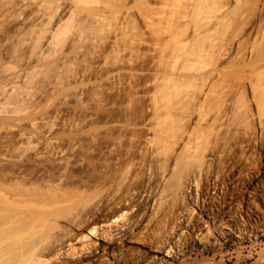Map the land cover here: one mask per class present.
<instances>
[{
    "label": "bare ground",
    "instance_id": "bare-ground-1",
    "mask_svg": "<svg viewBox=\"0 0 264 264\" xmlns=\"http://www.w3.org/2000/svg\"><path fill=\"white\" fill-rule=\"evenodd\" d=\"M106 32L108 34L112 32L113 35L112 39L110 38V45L108 46L107 44L108 49H106V51L104 49L107 55L103 52L104 58L101 56L103 61H101L102 63L98 68V75L100 78L104 76V78L110 79L109 76L105 75H108V73L110 74V72L115 69L120 71V68H123L126 63L128 64V62H133V60L135 61L139 58L142 59V57L147 56L150 52L151 60L154 61V66L152 68L154 73L153 75L150 73L149 77L152 75L154 79V91H156L157 88L161 91H157L159 94L161 93V95L158 96V93L154 92L153 96L155 95L156 97L157 95L156 98L161 96L159 99H161L163 104L159 102V99H154V97L153 100H156L154 102L155 105L159 103L163 106H161L162 111L164 109L163 113L161 112L162 114H160L159 112L161 109L158 111L156 108L157 106H154L156 111H152L158 112L161 115L163 119L162 124H164V126L158 124L162 119L156 113L160 121H158L157 117L154 119L161 127L159 128L158 125L155 124L156 127L153 125V128H155L151 129L153 131L159 128V130L156 131L157 133L154 132L155 135H152L156 137L155 144H158L159 140L157 139H161L160 137L164 138L163 142H161L162 139L159 142L162 143V149L165 151L163 153L169 152L168 150L173 144H176V140L180 139L182 134L177 135V133L181 131V124L190 122L189 120L191 118L187 119V117L189 118L195 111L198 112V116L206 107L210 106L211 108H209L210 110L206 108V113L207 111L212 112L211 110L215 107L217 116L218 109L223 107L224 100L226 99L224 98V95H226L225 89L228 90L227 87L231 88L232 85L229 86L227 84L228 79L226 80L224 76L223 78L227 81L226 85L228 86L223 87V90H218L220 87H216V85H219L216 81L219 80L220 76L222 78V75H224L223 72L227 69L223 64L226 65L227 63V65H230L232 59L233 61L236 59L237 62L234 61L236 64L232 63L235 65L229 67H234L233 69L236 70V73H238L237 75L241 73V76L239 75L241 78H238L239 76L237 77V75L235 76L237 78H234L233 75L235 73H231L233 77L230 78H232V80L235 79L236 82H240L242 79L241 83H238V85L236 83V88L238 89L240 86L241 91L238 89L240 93L237 99L234 100L237 102L234 106L241 110L240 113H243V119L246 118L244 121H247V118L252 120L251 117L253 114L250 110V108H252L250 105L253 104L252 106H254L255 114L259 118V123H256L260 124L264 122V0H0V74H2V77L0 76V81H2L1 83L5 86L11 84L9 92H12V94L15 93V95L10 94V96L12 95L11 99H14L13 96L17 97V95H22L21 90L23 88L30 83L33 85V81L39 79L38 76L40 75L38 74H41V72L38 71L37 65H43L44 68L40 67L41 70L49 72L50 70L53 71L54 64L55 69L58 65H56L54 61L59 62L58 60H61V58L58 59L55 57L57 61L55 59H50L51 61L47 60L43 62L45 58L47 59L45 56L48 55L44 54L43 60H41L42 57L40 58L37 56L38 53L42 51V48L46 46L44 45L45 43L48 44L50 48L54 49H51V51H56V53L60 52L61 54V50L64 48L63 46L68 42L69 51H73L72 54L75 53L74 55H76V49L81 46L83 40L91 36H101L102 33L107 34ZM70 48L72 50H70ZM24 49L26 50L27 57L23 55ZM48 50L49 49H47V51ZM51 51L47 53L49 54ZM53 53L50 55L52 56ZM56 53L54 56H56ZM66 53H64L65 56H69ZM22 55L28 60L25 59L26 61H23ZM63 56L64 55H62V57ZM77 56L75 57L77 58ZM50 57L48 56V59ZM64 59H62V61ZM13 60L18 61L20 63V66H18L21 68L18 69L16 62V69L14 64L13 68L11 65ZM74 60L77 61V59ZM40 61L43 63L41 62L38 64ZM62 61H60V63ZM70 61L68 59V63L66 62L68 66ZM84 61L83 59L82 63ZM8 63H10V65H7ZM71 63L73 64V61ZM112 64L116 66L113 67ZM9 66L10 68H8ZM51 66L52 69L48 71V68ZM68 66H65L63 69L61 68V71H63L61 74L59 73L56 78L58 82H61L63 79H69L68 75L70 74L68 73H72L71 70L73 68L71 67V70H69ZM87 66H89V64ZM11 67L14 71L17 69L18 71L8 74V72L12 71ZM35 67L38 70H35ZM222 67L225 69L224 71ZM78 68L77 70L75 69L74 74L72 73L74 78L76 76H85L89 72L95 73V70L92 71V68V70H90L89 67H84V65ZM9 69L11 71H9ZM233 69L227 70L231 72ZM54 71L53 74L57 73H54ZM5 72H7V75ZM44 73L42 72L43 75ZM96 73L98 72L96 71ZM50 74L52 73L50 72ZM113 75L111 74V76ZM23 76L25 78H23ZM226 76H229V74ZM20 77L23 78L24 83H18V78ZM89 78H91V76ZM104 78L100 80V82H105L106 79L104 80ZM48 79L49 78H46V80ZM50 80L52 79H49V81ZM49 81L48 83H50ZM231 81L229 80V84ZM16 82L18 84H16ZM219 82L222 81L219 80ZM234 82H231V84ZM222 83L221 85L223 86L225 83L224 81ZM42 85L44 86L43 83ZM99 86L102 87V84ZM32 87H34V85ZM15 89L18 92H15ZM106 89L107 88L104 90ZM63 90H65V88H63ZM3 91L5 92L6 90ZM28 92L26 94H28ZM5 96L7 97V95ZM7 98H4V103L8 102L6 100ZM19 98H17L18 102H20ZM8 100L10 101V99ZM234 101L233 104H235ZM225 103L227 102L225 101ZM11 104L13 103L11 102ZM21 104L22 101L20 104L16 102V106ZM202 106L205 107L200 110ZM227 106L229 107L231 105ZM227 106L225 107L226 109ZM154 107L152 108L154 109ZM203 112L202 115H205V111ZM222 112L224 114L225 109ZM237 113L238 112H236V114ZM236 114H234V116L237 117ZM241 114H239L238 117H240ZM0 115L2 117L3 113H0ZM153 116L155 117L154 114ZM217 117L219 118V116ZM184 118L188 121H182ZM198 118L196 117V120H199ZM258 118L256 117L257 120ZM180 121L181 123L179 124ZM244 121L243 123L245 124L246 122ZM256 123L254 122V124ZM249 124H251V122ZM103 125L105 126V124ZM185 126L186 124L184 127ZM249 126L247 128L245 127V130L248 129ZM106 127L107 126H105L104 129H106ZM107 128L109 129V127ZM110 129H112V127H110ZM207 131L205 133H207ZM248 131H250V129H248ZM104 132L106 131L104 130ZM99 135L101 137V134ZM105 136H107V134L104 135V138ZM101 138L104 139L103 137ZM172 138H174V141ZM150 141L152 140L150 139ZM154 146L156 149V145ZM145 150L143 154H145ZM159 152L160 151H158V153ZM193 153L194 152L191 154H196ZM177 155L176 158L180 156V154L178 157ZM162 156H165V154H162ZM167 156L170 158V152ZM171 156L174 155L171 154ZM198 156H200V153ZM163 158L164 157H162V159ZM182 158H180V160ZM173 159L170 161L173 162ZM167 160L169 161L168 158ZM176 160L178 161V159ZM175 162L176 161H174V164ZM176 166H178V164ZM22 168L23 167H19V165L18 167L0 168V264H83L85 261H89L87 264H90V259L96 256L97 252L107 251L110 246L115 244L121 245L120 248H116L118 252L117 256L121 259L127 260L125 258L126 255L129 254L133 262H138L142 259H147L146 261L148 262L151 259L155 260L156 253H165V256H167L174 252V246L178 244L182 238H185L184 229L188 228V223L191 226L195 224L190 215L191 217H188V220L183 222L181 220L183 225L182 227L179 226L180 229L176 226L179 230L177 233H174L175 241L169 239L171 237L167 239L162 238L163 236L161 235L156 238V248L154 249L156 253H154V255L149 254L148 256L145 251L136 248L132 249V252L129 253L125 251L124 245L125 242L129 241L130 234L135 231L146 217L148 204H150L151 199L149 197L151 195L150 189L154 185L152 182L153 180H148L152 177L150 176L152 174H147L150 177L148 179L146 178L147 180L144 179V185H142L141 189H138V196H134V193L137 192L134 191L133 194L131 193L134 187H130L127 183L128 187L126 188L125 182L122 181L123 177H121V173H124L125 168L123 172H121V168V173H119L118 168L120 167H99V175L98 172H96L98 177L95 179L93 178L94 180L85 178L87 173H85L83 177L85 179L81 177L77 179L72 176V178L75 179L73 180L70 177L72 171H67L70 173H66L63 167H51L52 170L45 169L47 171L46 173H44V170L41 172V170L38 175L36 174L41 169L40 167L39 170L36 167L37 172L35 170L33 173L34 175L31 173L29 174L27 171L28 169ZM162 168L164 169V167ZM74 169L73 171H75ZM173 169H171V171ZM66 170H68V168H66ZM178 170L176 168V172L174 171V173L177 174ZM151 171L152 170L149 172ZM75 173L76 172L73 174ZM173 174L171 172V175ZM127 176L128 175H126V177ZM180 176L182 175L180 174ZM124 180L126 181L125 178ZM177 181H174V183L178 184ZM154 187L155 186H153V188ZM128 188H131L130 191ZM153 204L155 205V203ZM133 207H135V211L128 216L129 210ZM190 218L192 220H189ZM188 230L189 229L186 231ZM200 234L202 235V233ZM93 237H98L101 240L99 246L95 244ZM201 238L206 239L207 235L203 234ZM148 250L150 249L148 248ZM209 250V248L206 249L207 252ZM158 259H162V257H158ZM93 264H107V262L105 259H102L94 261Z\"/></svg>",
    "mask_w": 264,
    "mask_h": 264
},
{
    "label": "rangeland",
    "instance_id": "rangeland-1",
    "mask_svg": "<svg viewBox=\"0 0 264 264\" xmlns=\"http://www.w3.org/2000/svg\"><path fill=\"white\" fill-rule=\"evenodd\" d=\"M112 35V32H109V34L102 33L101 36L86 38L81 43V46L76 49V55H74L75 53L72 54L73 51H69V43L67 42L65 46H63L65 49L63 47L62 50L60 49L61 54L64 55L63 57L60 52H54V49L50 48L48 44L45 43L44 45L46 46L43 47L41 51L43 54L40 52L37 56L40 58L42 57L41 60H43V56L48 55L50 57V54L54 52L51 56L52 58L50 57L48 59V56H45L47 59L45 58L43 62L47 60L51 61L50 59L53 60L55 57L58 59L61 58V60H58L59 62L54 61V63L58 65L56 69L54 67L55 64L53 65V71L55 69L54 73H57L53 74V71L50 70L52 66L48 68V71H50L47 72L41 70L40 67L44 68L43 65H37L39 70L36 67L35 70L41 72V74H38L41 77L38 76L39 79L33 81L34 87H32V83L28 84L21 90L22 95H17V97L13 96L14 99H11V97L15 95V93L12 94V92H9L11 84H7V86H10H8V88L0 81V113H3L2 117L0 115L2 118H0V168L18 167L19 165V167H23L26 170L28 169L27 171L32 175H34L33 173L35 170L37 172V168L38 170L41 168L36 174L38 175L41 170V172L44 170V173H46V170H52L51 167H63L66 173L72 171V174L70 173L71 179H73V176L77 179L81 177L82 179L87 178L90 180H94L98 177L99 167H120L118 168L119 173L123 172L125 168L124 173H121V177H123L122 181L125 182L123 183L126 185V188L128 187L127 183L130 187H134V190L133 188L131 190L132 194L134 191H137L134 193V196H138V189H141L145 180L152 176L148 180H153V186L155 187L153 188V183L151 182L152 191L150 189L151 195L149 194L151 199L149 198L150 204H148L146 217L135 231L130 234L129 241L125 242L124 245L125 251L129 253L132 252V249L136 248L145 251L148 256L149 254L154 255V253H156L154 252L156 248V238L161 235L163 236L162 238L167 239L171 237L169 239L175 241L174 233L178 232L180 229L179 226L182 227V222L188 220V217L192 216L191 218H193V222L195 223L194 226L188 223V228L184 229L185 238H182L180 242L174 246V252L167 256H165V253H156L155 260L151 259L147 262V259H142L141 261L133 262L131 261V256L128 254L125 258L127 260H124L117 256V249L120 248L121 245L115 244L110 246L107 251L97 252V255L90 259V264L102 259H105L107 264H264V122L260 124L256 123L259 121V118L255 114L254 106H252L253 104L250 105L252 107L250 110L253 114V116L251 115L252 117L250 116L252 120L247 118V121H244L246 118L243 119L244 116L243 113H240L241 110L234 106L237 103L234 100L237 99L240 93L239 91H241L240 86L238 88L239 91L236 88V83L238 85V83L242 81V79H239L240 82H236V80L233 79L234 82L232 78H230L233 76L234 78H237L239 75L241 76L239 71L237 72L240 74L237 75L238 73L233 69L234 67H229L236 64V59H234L235 62L233 59L231 60L232 63L235 64L231 62L230 65H227V63L226 65L223 64L227 69H233L229 72L230 70H225L222 67V70H225L222 78L225 76L228 82L225 81L224 78L223 80L221 76L219 80L222 82L224 81L225 84L222 86V82H219V80L216 81V83H219L216 87H220L218 90L232 85L231 88L227 87L228 90L224 88L228 93L224 90L226 94L224 98L226 99L224 100L223 107L218 109L217 116H219V118L216 116L215 107H213L214 109L212 108L214 111L211 110L212 112L207 111L206 113V108L209 109L210 106L205 109L203 108L205 106H202L201 109L199 108L200 110L204 109L202 113H200L198 109L200 113L198 115L199 118L197 116V111L193 113L194 116L192 114L189 118L187 117V119L191 118L189 120L190 122L181 124V131H179L177 135L182 134V136L179 140L177 139L176 144H173L168 150L170 152L169 158L167 156L169 152L163 153L165 151L162 149V143H159L161 139V142H163L164 138L160 137L161 139H157L159 140L158 144H155L156 137L152 135H155V133H157L156 131L159 130L161 126H164V124H162L163 119L160 115L163 113L164 109L162 111L163 106L159 103V105H155L154 103L157 99L161 98V96L159 98H156L157 95L156 97L155 95L153 96L154 92L161 91L158 88L154 91V79L152 78L154 73L152 70L154 61L151 60L150 52L147 54L149 57L145 56L146 59L142 57V59H136V62L133 60L135 66L131 64L133 63L131 61L128 62L129 65L127 63L125 65L123 64L124 67H121L122 69L120 68V71L115 69L113 70L115 72L111 71L110 74H106L105 76H109L110 79L104 78V76L100 78L98 75L99 65L102 63L101 61H103L102 57L104 58V54H106L104 49L105 51L108 49ZM47 49H49L48 51H51V49L53 50L48 54ZM70 50L72 49L70 48ZM23 53V55L27 57L26 50ZM55 53L56 56H54ZM64 53L69 55L70 58L69 56H65ZM58 54L61 56L59 57ZM73 55L74 57L78 56L74 58ZM24 56L23 61L28 60L24 58ZM62 59L64 60L62 61ZM68 59L69 61L71 59L69 66L67 64ZM74 59H77V61ZM83 59L85 61L82 63ZM60 61L62 62L60 63ZM72 61L74 65L71 63ZM12 62L10 63H12L11 65L13 68L16 63L17 66H20L18 61L13 60ZM41 62L42 61L38 64ZM10 63L7 65H10ZM65 63V66H68L69 70H71V67L73 68L72 70L74 71L71 70L73 74L75 69L77 70L79 69L78 67H83V65L84 67H89L90 70L93 69L92 71L95 70V73L89 72L85 76H76L75 78L72 73H68L70 74L68 75L69 79H63L61 82H58L56 78L58 74H61L63 71H61V68L63 69L65 67ZM71 64L72 66L70 67ZM88 64L89 66H87ZM19 66L18 69L21 68ZM115 66L113 65V67ZM8 68H10V66ZM18 69L15 71L9 69L11 72H8V74H12V72L16 73ZM96 71L98 73H96ZM42 72H47L44 73L45 77ZM50 72L52 74H50ZM5 73L7 75V72ZM150 73L152 75L149 77ZM231 73L235 74L232 76ZM47 74L48 76L46 77ZM111 74L113 76H111ZM227 74H229V76H226ZM1 75L2 74H0V76ZM50 75H54L55 78ZM236 75L237 77H235ZM90 76L91 78H89ZM240 76L238 78H241ZM23 78L25 77L23 76ZM23 78H18L19 84H21V82L24 83ZM46 78L52 80L49 81V79L46 80ZM103 78L104 80L106 79L105 82H100ZM229 80H232L231 82L234 83L231 84L230 82L229 84ZM48 81L50 83H48ZM226 82L228 85H226ZM18 83L16 82V84ZM101 84L102 87L99 86ZM4 87L7 88L5 89ZM62 87L65 88V90H63ZM103 88L107 89L104 90ZM3 90L6 91L4 92ZM15 92L18 91L15 89ZM27 92L28 94H26ZM10 94L12 95L10 96ZM5 95H7L8 98ZM159 95H161V93H158V96ZM153 97L154 99L156 98V100H153ZM4 98H7L6 100L9 103H4ZM17 98H19L20 102L22 101L21 105L16 106V102L20 104ZM8 99H10V101ZM159 100V102L163 104L161 99ZM225 101L228 104L225 103ZM233 101L235 104H233ZM11 102L13 104H11ZM225 105L231 106H227L226 109ZM154 106H157L156 108L158 111L161 109L159 112L160 114L152 111L156 109ZM152 107H154V109ZM224 109L225 112L223 114L222 111ZM203 111H205V115H202L204 113ZM236 112L238 113L236 114ZM156 113L161 117V121L159 117L156 116ZM234 114H236L237 117L234 116ZM239 114H241L240 117H238ZM156 117L161 123L156 122ZM196 117L199 120H196ZM182 121L188 120L184 118ZM209 121L210 123L212 122L211 125ZM243 121L246 122V125ZM253 121L256 124H254ZM250 122L251 124H249ZM157 123L162 125L160 126ZM180 123L181 121L179 124ZM247 123L248 126L251 125L248 128L250 131H248V129L245 130V127H248ZM103 124L109 127V129L107 127L104 129L105 126ZM155 124L158 125L159 128L152 131V129L156 127ZM185 124L186 126L184 127ZM153 125L155 126L154 128ZM100 127L101 129L103 127L106 132H104L103 129L101 131ZM110 127H112V129H110ZM206 131L207 133H205ZM99 134H101L103 138L104 135L107 134V136L102 139ZM157 137L159 138L158 134ZM182 138L185 142L182 141ZM150 139L152 141H150ZM172 140L174 141V138H172ZM154 145H156V149ZM143 149H146L144 152L146 155L143 154ZM158 151L160 152L158 153ZM191 151L194 153L198 151V154L193 153L194 155H192ZM199 153L200 156H198ZM162 154H165L167 157L162 156ZM171 154L174 156H171ZM177 154H180V156L178 157ZM176 155L178 158H176ZM162 157L164 158L162 159ZM167 158L169 161L173 158L175 159H173V162H169ZM180 158L182 159L180 160ZM176 159H178V161ZM174 161H176L175 164ZM176 163L178 166H176ZM149 167L154 168L150 169ZM160 167H164V169ZM66 168H68V170H66ZM121 168L122 171L120 172ZM169 168L174 169L171 171ZM176 168L177 170L179 169L177 174L174 173V171L176 172ZM73 169L75 171H73ZM150 170L152 171L149 172ZM74 172L76 173L73 174ZM96 172H98V175ZM171 172L174 174L171 175ZM85 173L89 176L87 174L85 176ZM147 174L152 175L149 176ZM180 174L182 176H180ZM126 175L128 176L126 177ZM84 176L85 178H83ZM173 179L175 182L181 179L177 181L179 185L174 183ZM131 182L135 183L132 184ZM130 189L128 188L129 191ZM153 203H155V205ZM134 211L135 207L129 210L128 216ZM191 218L189 220H192ZM176 226L179 227V229ZM187 229L189 230L186 231ZM159 231L164 233L162 234ZM200 233H202V235H207L208 239H202ZM93 240L98 246L101 243L98 237H93ZM148 248L150 250H148ZM207 248L210 249L208 252L206 251ZM158 257H162V259H158ZM87 262L89 261H85L83 264H87Z\"/></svg>",
    "mask_w": 264,
    "mask_h": 264
}]
</instances>
